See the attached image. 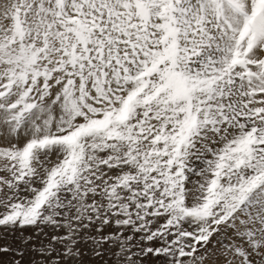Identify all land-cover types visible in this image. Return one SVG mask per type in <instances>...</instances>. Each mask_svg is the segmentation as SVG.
<instances>
[{"label":"snow or ice","instance_id":"1","mask_svg":"<svg viewBox=\"0 0 264 264\" xmlns=\"http://www.w3.org/2000/svg\"><path fill=\"white\" fill-rule=\"evenodd\" d=\"M0 264H264V0H0Z\"/></svg>","mask_w":264,"mask_h":264},{"label":"rangeland","instance_id":"2","mask_svg":"<svg viewBox=\"0 0 264 264\" xmlns=\"http://www.w3.org/2000/svg\"><path fill=\"white\" fill-rule=\"evenodd\" d=\"M0 243H3V242L0 241ZM0 259H2L4 261H8V260H10V257L9 256H3V257H0Z\"/></svg>","mask_w":264,"mask_h":264}]
</instances>
